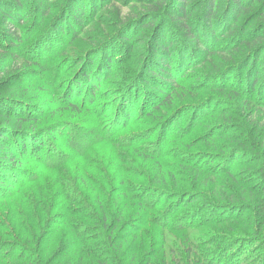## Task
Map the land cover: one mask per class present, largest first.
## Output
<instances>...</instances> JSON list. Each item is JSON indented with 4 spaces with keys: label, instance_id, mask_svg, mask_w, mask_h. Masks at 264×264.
<instances>
[{
    "label": "rangeland",
    "instance_id": "rangeland-1",
    "mask_svg": "<svg viewBox=\"0 0 264 264\" xmlns=\"http://www.w3.org/2000/svg\"><path fill=\"white\" fill-rule=\"evenodd\" d=\"M205 1L0 0V264H66L79 233L109 259L102 228L121 264H207L231 243L229 263L264 264V0L239 17L215 0L211 31ZM164 38L174 78L151 70ZM150 239L166 245L143 260Z\"/></svg>",
    "mask_w": 264,
    "mask_h": 264
},
{
    "label": "trees",
    "instance_id": "trees-1",
    "mask_svg": "<svg viewBox=\"0 0 264 264\" xmlns=\"http://www.w3.org/2000/svg\"><path fill=\"white\" fill-rule=\"evenodd\" d=\"M164 1L165 0H161L160 9H158L160 11L162 10V12H164V10L162 9V8H164V5H165V2ZM191 1L192 0H175V2L173 4V6L175 8L171 4H169V5L167 4V6H166L167 9H168L167 12H169V14H172V10H173L172 8H174V9H176L179 12L180 16H185L186 17L187 16V13H188L187 8H188V6H191V4H190ZM217 2L219 3L220 0H218ZM240 2H241V0H232V4H234V6L236 5V7H239L238 9L235 10V12L233 11V14L235 13V16L236 17H239L240 14L238 16V12L241 11L242 9H244V5H242V2L241 3ZM204 6H206V8H205V11H204L203 15L201 16V18H199L198 16H196V17H198V19L202 20V22L197 23V25L200 26V23L205 22L206 25L203 26V27L205 29L207 28L209 31H211L212 28L215 26L216 18L217 17H220V16L217 15L218 14L217 5L215 4V0H206ZM158 10H155V11H158ZM3 16H4V18H6L5 21L12 19V14L9 13V12H5L3 14ZM226 17H228V14H226ZM196 19L197 18H195V21H196ZM72 20L74 22H77V21H75V20H77V18H75V17H73ZM195 21H191V22H188L187 21V23H184L183 26L188 31V36H190L191 38H193V40L196 39V41L198 42V45L200 46L201 45V43H200V37H199L200 36V32H197L196 33L195 32L196 30H194L192 28V26L195 24ZM62 31H63V29H62ZM63 32H61V33H63ZM192 32H195V35ZM217 34L218 33L215 34L213 32L212 37H215ZM188 39H190V38H188ZM164 41H165V38H164ZM168 41L169 40L167 39L165 41V44L162 46V50H163L164 53H163V55L161 57V60L159 61L160 65H162L163 67H160V68H157V69H154V66L151 67V70H154V71L157 70V73L159 72V74H161L163 76V78L164 77L165 78H170V77L172 78L174 76V73H176L177 70L174 69V68H172L171 65H172V63H174L176 61V59L178 58V56H179V58H182V55H179L176 51H170V49L168 48V45L171 42L170 41L168 42ZM167 42H168V45L166 46ZM259 55H261V54H259ZM255 59H256V61L259 62V58L258 57H256ZM189 60L190 59L187 58L183 63L180 64V66H183L184 65L183 67H185V64L186 63L187 64L188 63L189 64H192ZM91 70L92 69H88L84 74L90 73ZM251 73L252 72H250V76H251ZM152 74L150 73V75H152ZM152 77H154V75H152ZM156 78H158V76ZM250 79L256 80L254 87H252V89H255V86H257L260 83L261 79L258 77V74L257 73L254 74V76L251 77ZM137 98L138 97H136V101H138ZM136 101L133 100L129 105H127L126 107H123L124 112L122 114H120V115H122L125 118V115H129V113H132L135 110V108H136V106L134 105L135 103H137ZM110 140L112 141V143H115V141L112 138H110ZM51 155H52V153L49 154V155H47V156L42 155V157L44 159H46L47 157H49ZM48 159H50V158H47V160H43V162L48 161ZM49 162H51V161H49ZM49 162H47V164L44 163V165L46 166V168L52 167L55 170L58 169V168H60V167H62L67 162L69 163V161H67L66 159L64 161H62V162H61V159H60L58 161L56 160L54 163L51 162L52 163L51 164L52 166H51L49 164ZM162 217L163 216L159 217L157 220H158V222L163 227H165L164 229H166V230H172L171 228H175V227H172L173 224H170V223H168L166 221H163L161 219ZM142 221H143V219H142ZM178 224L179 225L177 227L180 228V229H183L184 228V225L187 224V223H181V222H179ZM131 226H133L134 232H136V230L139 228L140 225L131 224ZM114 228L115 227H113V229ZM102 232L104 233L105 236L103 234L99 236L101 238V241H100V244L101 245H100V247L103 249V251H106V254L108 256H110L109 259L100 260L99 257L102 256L101 253L97 249H94V248L92 249V247H91L92 245L91 244L89 245L90 246L89 247L90 249L85 248L84 246L86 245V243H87L88 240L85 239L86 237L84 236L83 233H79L77 235H74V236H76V237L79 238L78 242L75 245H72L70 251L67 253L69 255H65V257H67L66 264H121V261L119 259V258L122 257L121 256V252H120V254L117 253V251H118L117 247L113 248L112 247V243L110 242V235H113V230L110 233L109 232V229H107V228L106 229H103L102 228ZM132 237H133L134 240H137V234L133 235ZM80 238L82 240H80ZM136 242H138V240ZM147 242L149 243L150 248H149L148 244H141L139 246V248L146 247L147 246V248L145 249V251H144V253L142 255V257H143L142 259L143 260H145L144 258H146L147 256L149 258H151V257L155 256L154 254H159V252H161L159 250L160 249H163V245H166L165 243L164 244H161L162 246L160 245L158 247V249H157V244H155V242H154L153 239H150V241H147ZM33 243H34V241L32 242V244ZM83 244H85V245H83ZM232 244H234V243H231L227 248H225L224 246H220V247H215V248H213L211 250H208V252H212V253H208V255H207V264H227V263H229L230 260L229 259L225 260L224 256L226 254L232 253L233 251L237 250L236 248L238 247V245H235V246H232L231 247ZM78 254H80V255L78 256ZM53 255L54 254H51V257ZM223 260H225V261H223ZM133 261H134V258L132 259V261H130L129 264H135ZM240 261H238V262L236 261V264H241ZM229 264H231V263H229Z\"/></svg>",
    "mask_w": 264,
    "mask_h": 264
}]
</instances>
